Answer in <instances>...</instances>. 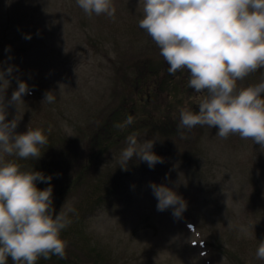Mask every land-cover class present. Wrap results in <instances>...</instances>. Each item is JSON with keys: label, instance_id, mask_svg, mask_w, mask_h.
<instances>
[{"label": "rangeland", "instance_id": "rangeland-1", "mask_svg": "<svg viewBox=\"0 0 264 264\" xmlns=\"http://www.w3.org/2000/svg\"><path fill=\"white\" fill-rule=\"evenodd\" d=\"M113 3L115 19L89 16L77 0H0V70L15 68L6 99L17 89V79L31 89L17 107L9 106L6 120H20L17 133L29 127L43 129L48 137L39 159H6L24 171L51 175L55 214L66 212L71 221L61 232L68 245L65 258L40 260L264 264L256 257L264 241V148L238 134L220 138L218 128L199 125L182 130L187 138L181 139L179 101L167 94L173 86L160 87L159 95L148 98L139 89L144 84L153 88L145 76L152 67L162 62L168 68L158 46L139 27L143 0ZM261 81L264 68L238 81L237 88ZM175 83L177 92L186 87L181 79ZM48 92L55 102L44 101ZM125 98L134 107L126 110L134 123L121 130L114 127L120 122L113 115L126 109ZM181 101L189 108L186 98ZM166 107L172 109L164 113L169 124L159 123ZM107 119L109 126H102ZM132 133L140 142L155 141L152 151L164 163L150 169L134 157L122 170L120 154ZM106 142L104 150L97 149ZM150 182L167 185L185 199L181 219H174L172 209L157 211ZM36 186L43 190L49 185Z\"/></svg>", "mask_w": 264, "mask_h": 264}, {"label": "clouds", "instance_id": "clouds-1", "mask_svg": "<svg viewBox=\"0 0 264 264\" xmlns=\"http://www.w3.org/2000/svg\"><path fill=\"white\" fill-rule=\"evenodd\" d=\"M77 4L89 16L115 19L113 0H77ZM142 12L139 27L158 46L169 74L187 70L188 87L207 94L199 99L197 112L180 109V138H187L182 130L190 132L197 125L216 127L220 138L238 134L264 148V81L237 88L238 81L264 68V0H143ZM14 70V66L0 70V264H8L9 258L13 264H37L39 258L52 255L65 258L68 245L61 232L71 221L66 212L55 214L51 175L24 171L6 159L37 160L48 143L43 129L28 127L17 133L20 120L16 116L6 120L9 106L17 107L24 95L31 94L29 85L17 79V89L6 99ZM55 99L52 92L45 94L44 101ZM133 123L128 116L114 127L124 130ZM154 142H140L136 133L128 135L120 168L127 170L134 157L150 169L164 163L152 151ZM37 182L49 186L40 190ZM149 187L158 201L157 211L172 209L174 219L183 217L187 202L181 195L164 184L150 182ZM241 231L248 234L247 228ZM256 257L264 260V241Z\"/></svg>", "mask_w": 264, "mask_h": 264}, {"label": "trees", "instance_id": "trees-1", "mask_svg": "<svg viewBox=\"0 0 264 264\" xmlns=\"http://www.w3.org/2000/svg\"><path fill=\"white\" fill-rule=\"evenodd\" d=\"M161 63L162 62H159L158 66H154V67H152V69H151V67H149L152 71H149L148 73L145 74V76H147L148 78H151L148 80L153 83L152 89L147 88L148 85H145V84H144V87H143V85H140V88H139L140 82H136V85H137L136 87L139 88L140 90L145 91L148 95L145 98H148L150 95H152L153 97H156L157 95H159L162 92L161 91L162 89H160V87L161 88H163V87L168 88V85H172L173 91L172 90L167 91V94L172 95L174 97V99H173L174 101L175 100L179 101L178 107L176 109L178 114L180 115V107L184 106V105H180L182 102L181 100H183L185 98H186V101L189 103V108L193 109L195 107V111L194 110H192V111L197 112L196 110H198L199 99L202 96H206L207 94L206 93H196L193 89L188 87L189 74H188L187 70L178 71L175 75H170L168 72V68L165 70ZM152 78H154V79H152ZM165 79L167 80L166 82H165ZM179 79H181L182 87H184V86H186V87L184 89H179V91L177 92L176 88H179V85L177 83H175V81L179 80ZM139 81H143V80H141V77L139 78ZM149 81H147V83L150 85ZM133 87H134V82L131 84L132 89H133ZM165 97L167 98L168 96H165ZM124 102L126 103L125 105L127 107H126V109H125V107H122L123 109L118 108V110H116V112L113 115L114 122L122 123L129 116V112L126 110H128V108L130 107L131 104H129V100L127 98L124 99ZM170 106H171V104H170ZM171 108H172V106H171ZM171 108L166 107V110H164V112L158 116L159 123H162V122L168 123L166 117L164 116V113L166 111H172ZM131 109L134 110V107H130V110ZM124 110L126 111V113L124 112ZM111 112H113V111H111ZM161 115H162V119H161ZM172 120L174 123H177L176 119L173 118ZM109 124H110V122L107 119L103 123L102 126L106 127V126H109ZM99 144H100V147H97V149L100 151L104 150L106 148V146L109 145L108 142L99 143ZM43 263H44V261H41L39 258L37 261V264H43Z\"/></svg>", "mask_w": 264, "mask_h": 264}]
</instances>
